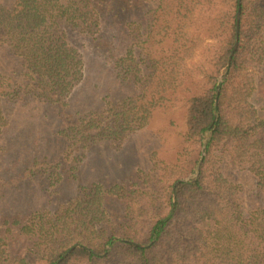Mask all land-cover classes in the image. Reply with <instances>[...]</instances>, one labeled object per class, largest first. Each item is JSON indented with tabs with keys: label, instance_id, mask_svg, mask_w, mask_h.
Here are the masks:
<instances>
[{
	"label": "trees",
	"instance_id": "obj_1",
	"mask_svg": "<svg viewBox=\"0 0 264 264\" xmlns=\"http://www.w3.org/2000/svg\"><path fill=\"white\" fill-rule=\"evenodd\" d=\"M219 5L228 7L214 13ZM198 6L220 43L189 101L193 148L164 198L138 209L126 201L120 217L89 201L93 191L75 201L54 193L57 182L79 179L95 143L144 125L142 99L157 77L170 75L158 90L178 85ZM238 8L239 0H0V264H264V0H242L239 32ZM178 30L184 49L168 62L150 53V42ZM79 36L101 60L92 69ZM78 88L89 97L80 117Z\"/></svg>",
	"mask_w": 264,
	"mask_h": 264
},
{
	"label": "rangeland",
	"instance_id": "obj_2",
	"mask_svg": "<svg viewBox=\"0 0 264 264\" xmlns=\"http://www.w3.org/2000/svg\"><path fill=\"white\" fill-rule=\"evenodd\" d=\"M227 7L219 5L214 8V13ZM192 14L193 20L186 29L192 49L184 58L181 75L178 74V85L172 87L164 84L158 90L161 79L170 75L166 73L157 77L142 99L149 109L143 120L144 125L132 132L127 131L120 139L95 143L85 152L87 154L81 161V165L85 163V166L79 179L57 182L51 186L54 193L67 196L68 201H75L79 195L83 197L93 191L95 196H91L89 201L95 197V201H103L107 207H110V203L120 217L123 213L125 215L126 201H132V206L138 209L140 201H161L164 198V187L182 172L188 153L193 148L185 138L189 101L204 90L206 71L210 69L212 57L220 43L216 33L211 37L206 32L207 28L214 32L215 22L210 18V13L198 6ZM178 33L179 38L172 36L161 42H150V53L170 60L171 55L185 48L184 36L179 30ZM74 44L81 49L91 69L93 62L101 61L87 37L79 36ZM80 88L77 95L78 117L88 112L83 106L89 98ZM140 88H127L125 95L142 92ZM115 185L120 186L116 188ZM64 202H67L66 199L54 201L51 209Z\"/></svg>",
	"mask_w": 264,
	"mask_h": 264
},
{
	"label": "water",
	"instance_id": "obj_3",
	"mask_svg": "<svg viewBox=\"0 0 264 264\" xmlns=\"http://www.w3.org/2000/svg\"><path fill=\"white\" fill-rule=\"evenodd\" d=\"M241 3L242 0H239V8H238V14H237V27H238V32H239V26H240V20H241ZM238 43H236L235 48H237Z\"/></svg>",
	"mask_w": 264,
	"mask_h": 264
}]
</instances>
